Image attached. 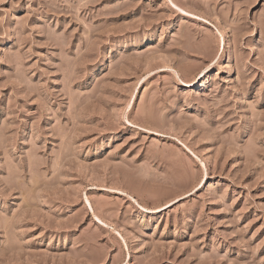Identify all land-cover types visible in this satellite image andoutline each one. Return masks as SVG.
<instances>
[{
    "label": "rangeland",
    "instance_id": "rangeland-1",
    "mask_svg": "<svg viewBox=\"0 0 264 264\" xmlns=\"http://www.w3.org/2000/svg\"><path fill=\"white\" fill-rule=\"evenodd\" d=\"M0 264H264V0L0 3Z\"/></svg>",
    "mask_w": 264,
    "mask_h": 264
},
{
    "label": "snow or ice",
    "instance_id": "snow-or-ice-1",
    "mask_svg": "<svg viewBox=\"0 0 264 264\" xmlns=\"http://www.w3.org/2000/svg\"><path fill=\"white\" fill-rule=\"evenodd\" d=\"M4 2V0H0V3H3ZM213 63H215V61H213Z\"/></svg>",
    "mask_w": 264,
    "mask_h": 264
},
{
    "label": "bare ground",
    "instance_id": "bare-ground-1",
    "mask_svg": "<svg viewBox=\"0 0 264 264\" xmlns=\"http://www.w3.org/2000/svg\"><path fill=\"white\" fill-rule=\"evenodd\" d=\"M200 79H201V77H200ZM200 79H199V80H200Z\"/></svg>",
    "mask_w": 264,
    "mask_h": 264
}]
</instances>
